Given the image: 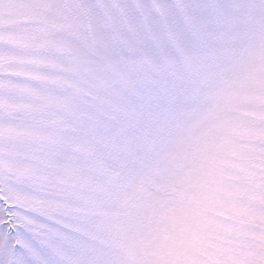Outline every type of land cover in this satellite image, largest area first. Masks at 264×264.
<instances>
[{
  "label": "snow or ice",
  "instance_id": "obj_1",
  "mask_svg": "<svg viewBox=\"0 0 264 264\" xmlns=\"http://www.w3.org/2000/svg\"><path fill=\"white\" fill-rule=\"evenodd\" d=\"M0 264H264V0H0Z\"/></svg>",
  "mask_w": 264,
  "mask_h": 264
}]
</instances>
